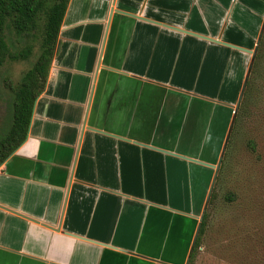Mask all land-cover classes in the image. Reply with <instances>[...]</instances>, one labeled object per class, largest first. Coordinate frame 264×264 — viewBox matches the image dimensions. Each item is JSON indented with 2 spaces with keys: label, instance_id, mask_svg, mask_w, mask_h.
<instances>
[{
  "label": "crops",
  "instance_id": "0c3cea01",
  "mask_svg": "<svg viewBox=\"0 0 264 264\" xmlns=\"http://www.w3.org/2000/svg\"><path fill=\"white\" fill-rule=\"evenodd\" d=\"M263 26L264 0H70L0 264H186Z\"/></svg>",
  "mask_w": 264,
  "mask_h": 264
},
{
  "label": "rangeland",
  "instance_id": "374dc122",
  "mask_svg": "<svg viewBox=\"0 0 264 264\" xmlns=\"http://www.w3.org/2000/svg\"><path fill=\"white\" fill-rule=\"evenodd\" d=\"M41 36L12 35L11 50L27 43L35 48L29 60H7L0 67V126L11 100L9 81L17 85L38 54ZM231 172L211 209L207 234L195 264H264V51L255 67L251 97L236 139ZM232 192L234 200L227 195Z\"/></svg>",
  "mask_w": 264,
  "mask_h": 264
},
{
  "label": "trees",
  "instance_id": "16d2710c",
  "mask_svg": "<svg viewBox=\"0 0 264 264\" xmlns=\"http://www.w3.org/2000/svg\"><path fill=\"white\" fill-rule=\"evenodd\" d=\"M70 0H0V67L7 60H29L34 46L27 43L23 49L11 50L12 35L18 38L35 39L41 36L40 46L31 68L24 74L17 85L9 81L11 100L0 126V164L6 160L26 139L34 104L44 91L51 64L55 55L59 32ZM264 51V26L260 43L257 46L243 97L238 106L225 145L223 160L215 187L203 213L202 227L196 244L192 248L189 264H195L197 254L207 234L211 220V209L219 199L220 189L231 172V161L235 154L236 139L241 129L244 111L251 97L254 70ZM234 197L230 192L229 201ZM234 200V198H233Z\"/></svg>",
  "mask_w": 264,
  "mask_h": 264
},
{
  "label": "water",
  "instance_id": "95a60500",
  "mask_svg": "<svg viewBox=\"0 0 264 264\" xmlns=\"http://www.w3.org/2000/svg\"><path fill=\"white\" fill-rule=\"evenodd\" d=\"M261 36H262V33H261ZM260 38H261V37H260ZM259 43H260V39L258 40V44H259ZM238 48H240V47H238ZM240 49H243V50H246V51H248V52H250V53H253V55H255V53H256V50L252 51V50L244 49V48H240ZM256 49H257V48H256ZM224 149H225V148H224ZM223 153H224V151H223ZM223 153H222V156H221L219 162H218L216 165H214V164H211V165H210V166H212L213 168H215V174H214V178H213V181H212V185H211V188H210V191H209V194H208V198H207L206 206H207V204H208V202H209V199H210L211 193H212V191H213V189H214V187H215L216 181H217L218 173H219L220 168H221V165H222ZM205 209H206V207H205ZM202 220H203V215H202V217L200 218V223L198 224V228H197L196 235H195V238H194L193 246H194V245L196 244V242H197V239H198V236H199V233H200L201 227H202ZM191 252H192V251H191ZM189 262H190V257H189V259H188V261H187L186 264H189Z\"/></svg>",
  "mask_w": 264,
  "mask_h": 264
}]
</instances>
